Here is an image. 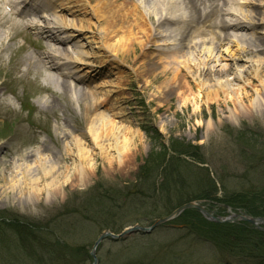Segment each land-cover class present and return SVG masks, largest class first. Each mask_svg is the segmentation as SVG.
I'll use <instances>...</instances> for the list:
<instances>
[{"label": "rangeland", "instance_id": "obj_1", "mask_svg": "<svg viewBox=\"0 0 264 264\" xmlns=\"http://www.w3.org/2000/svg\"><path fill=\"white\" fill-rule=\"evenodd\" d=\"M216 17V13L211 17L215 31H217ZM78 18L92 24L98 36H101L106 28L111 29L110 26L105 25L108 20L105 16L99 18V16L81 15ZM112 21L118 25V28L121 24L128 25L125 23L127 20L121 22L120 19L115 18ZM30 31L33 30L29 29L25 31V34L17 33L15 42H11L7 51L3 53L4 59L0 67V83H2L0 147L7 152L6 148L13 146L18 154H27L37 148L41 149L42 158L48 164L57 166L65 175L71 173V171L65 172V168L71 169L74 165L73 156L67 155L64 149L65 143L71 137L81 139L87 146V150H91L96 155L92 156L87 163V167H93V170L84 177L82 183L79 182L78 176L71 173L70 180H61L60 191L56 190L50 195L45 191L40 196H35L25 188L17 196V200L0 202V218L5 219L0 222L2 224L0 237L7 240L14 235L17 240L8 242L11 245L9 253L0 245V264H34L33 258L28 255L32 252V248L34 252L38 251L43 243L40 242L35 249L33 245L26 247L27 243L24 245L26 247L24 251L16 249L20 247L17 245L19 235L25 240L28 239V236L24 237V230L28 228H41V235L55 228V233L64 239L72 240L79 245L87 244L92 249L103 229L92 226V229L88 230L65 223L72 218L71 209L79 203V194H85L91 188L97 193L96 187L99 188V185L100 187L105 185L106 189L112 191L121 190L124 185L136 181L139 167L151 152L161 151V145L169 147V144L176 140L201 148L199 153L202 154L205 162L201 164L203 172L198 171L197 175L206 180L208 171H205L209 169L213 179L218 180V177L221 179L220 182L218 181V198L231 199L235 198L232 196L245 194L247 198L242 200H245L247 208L254 210L264 205V110L236 113L232 107L226 106L224 99H221V106L217 102L213 105L204 104L199 99L197 108L192 103L189 104L188 109H184L181 108V100L176 97L171 105H167L165 103L167 100L156 92V87L164 85V79L154 82L157 72L160 71L155 64L159 61L157 57L140 60V64L134 66L135 70H133L120 59L109 57L111 54L100 53L103 59H97L95 62H104L105 58H109L108 61H111V64L97 70L104 72L102 76L93 77L98 73H92L91 78L88 77L90 79L86 83L88 84L86 89L98 92L97 98L101 101L108 95H111L113 101L105 102L95 111L97 115L93 118L95 123L91 124V121L87 123L84 120L85 110L77 102V94L74 95L63 85L58 86L48 82L42 75L43 69L40 66L29 67L27 64L26 58L37 51L34 44L38 38ZM210 37L212 38L213 35ZM172 40H174L173 37ZM96 43L93 47H99L102 42L98 39ZM23 46L24 51L21 53L18 48ZM231 46L234 45L231 44ZM236 48L235 45L233 49ZM259 56L264 58V52ZM227 62L229 61L221 62V65L224 66ZM221 65L211 64L212 68L217 66L219 70ZM78 75L82 79L86 76V71H81ZM137 75L142 79V85L135 83L134 77ZM183 75L190 81L185 72ZM109 82H113L114 85H108ZM116 83H118L117 86ZM253 85L255 88L258 87L257 82ZM252 90V88L248 89L250 92H253ZM105 92L109 94L104 96ZM198 93L199 91L196 90L195 94L198 95ZM256 96H253L252 101ZM46 102L49 103L46 104ZM81 102L85 104L90 100L82 97ZM249 104L250 102H245L246 106ZM32 112H34L33 115ZM116 113L122 116L115 118ZM100 114L105 119L121 121L129 132H132L129 136L132 140L131 150L122 164H119L117 160L111 164L104 161L97 154L99 151L93 146L91 128L102 123L98 119ZM5 125L9 126L8 131L2 133V129H7ZM59 127L62 129L58 130ZM242 130L251 131L248 137L258 143L252 152L253 160L256 158L253 164L255 166L252 168H250L251 157L244 152L248 148L238 139ZM62 131L69 134L64 135ZM245 141L249 143L251 140ZM12 158L17 159L18 165L22 167L23 161L16 155L5 160L10 161ZM27 163L32 165V172L37 175L36 177H40L41 172L37 169V161L30 158ZM22 172L19 170L20 176L24 175ZM260 192L263 195H259ZM69 205L71 206L67 214L66 206ZM213 209L216 214L223 217L229 215V209H226L223 203L216 205ZM231 211L245 214L241 209ZM196 218L187 215L181 218L182 220L167 223L148 235L135 234L121 238L119 241L105 240L99 246L98 255L102 264H254V261L251 262L250 258L244 255H231V252L223 251L224 248L221 245L204 242L201 236L192 231L191 227L198 224ZM125 219L128 218L125 217ZM78 221H81V218L76 220ZM54 224H57L56 227ZM133 224L128 223L127 226ZM25 242L23 241V244ZM38 257L36 255L35 259ZM86 264H92L91 259Z\"/></svg>", "mask_w": 264, "mask_h": 264}, {"label": "bare ground", "instance_id": "obj_2", "mask_svg": "<svg viewBox=\"0 0 264 264\" xmlns=\"http://www.w3.org/2000/svg\"><path fill=\"white\" fill-rule=\"evenodd\" d=\"M2 2H5L3 7L10 5L12 12L23 15L22 18L42 11L49 12L48 16H42L43 23L25 21L26 27L34 29L39 39L38 51L27 57L26 62L29 66H40L48 82L63 85L74 95L77 94V102L85 110L84 120L87 123H95V111L105 102L113 101L107 92L104 96H108L101 101L97 98L98 92L86 89L91 74L96 72L98 74L93 77L102 76L104 72L97 70L111 64L109 58L100 61L101 64L95 62L103 59L100 53L111 54L109 57L120 59L133 70L140 60L157 57L159 61L155 64L160 71L154 82L164 79V85L156 87V92L167 100V105H171L176 97L181 100V108L184 109L192 103L197 108L199 99L204 104L217 102L220 106L221 99H224L226 106L232 107L236 113L264 110V58L259 56L264 52V0H0V5ZM25 2L31 7L21 13L19 10L25 8L21 6ZM215 13L218 31L214 30L211 19ZM81 15L105 16L108 19L105 25L111 29L106 28L98 36L92 24L78 18ZM2 18L4 16L0 14V67L2 54L22 27L18 20ZM115 18L121 22L127 20L125 23L128 25L121 24L118 28L112 21ZM98 39L101 45L93 47ZM231 44L237 48L233 49ZM225 60L229 62L222 66L221 62ZM211 64L222 67L219 70L217 66L212 68ZM81 71H86L82 79L78 75ZM134 79L136 84H143L139 75ZM254 82L258 83L257 88ZM108 85L114 84L109 82ZM249 88L253 92L248 91ZM254 95L257 96L252 101ZM82 97L90 102L83 104ZM245 102L250 104L246 106ZM121 116L114 114L115 118ZM98 119L102 123L91 128V140L99 151L97 154L109 164L114 160L122 164L131 150L129 136L132 132L116 119H105L102 114L98 115ZM64 149L74 159V165L71 169L66 167L65 172L71 171L82 183L93 170V167H87V163L96 153L87 150L81 139L75 137L65 143ZM6 151L0 147V202L17 200L25 188L31 195L40 196L45 191L50 195L61 190V180L72 178L71 173L70 176L65 175L57 166L48 164L42 158L41 149L18 154L12 146ZM13 155L23 161L22 167L17 159L5 160ZM30 158L37 161L40 177H36L32 165L27 163ZM19 170L24 175L20 176Z\"/></svg>", "mask_w": 264, "mask_h": 264}, {"label": "trees", "instance_id": "obj_3", "mask_svg": "<svg viewBox=\"0 0 264 264\" xmlns=\"http://www.w3.org/2000/svg\"><path fill=\"white\" fill-rule=\"evenodd\" d=\"M249 132L251 131L242 130L238 139L248 148L244 152L251 157L250 168H252L256 160V158L253 160L252 152L258 143L248 137ZM249 139L251 141L247 143L245 140ZM169 145L166 147L163 144L161 151L151 152L139 167L136 181L124 185L121 190L112 191L101 184V187L100 185L99 188L96 187L97 193L92 188L85 194L80 193L79 203L71 209L72 218L65 223L88 230L93 226L119 233L128 223H144L165 217L184 203L196 200H208L214 204L213 208L218 203H223L233 210L241 209L249 215L264 217V205L254 210L247 208L245 200H242L247 198L245 194L222 200L217 197L218 183L221 179L219 177L218 180L213 179L209 169L205 171H208L206 180L197 175L198 171L203 170L197 163L205 162L202 154L199 153L201 149L199 146L177 140ZM259 195L263 193L260 192ZM70 206H66L67 214ZM187 215L197 217L198 224L190 227L202 237L204 242L221 245L223 251L231 252V255H244L250 258L251 262L254 261V264H264V231L255 229L248 223H212L204 219L196 210H187L175 222ZM78 218H81V221L76 222ZM0 227H2L1 223ZM40 229L28 228L24 230V237L28 236V239L25 240L20 235V239L17 238L19 241L17 245L20 247L16 249L19 251H24V248L32 245L35 249L36 245L43 243L38 251L34 252L32 248V252L28 255L33 258L31 260L34 264H86L91 259L86 244L82 246L72 240L64 239L55 233V228L49 229L44 235H41ZM13 241H17L14 235L7 240L0 237V244L8 253L11 249L9 243ZM23 241L26 242L23 244ZM36 255L39 257L35 259Z\"/></svg>", "mask_w": 264, "mask_h": 264}, {"label": "water", "instance_id": "obj_4", "mask_svg": "<svg viewBox=\"0 0 264 264\" xmlns=\"http://www.w3.org/2000/svg\"><path fill=\"white\" fill-rule=\"evenodd\" d=\"M197 209L200 213H202L209 221H214L217 223H233V222H248L252 225H255L256 227H259L260 224H264V218H255V217H250L247 215H242V214H230L228 217H217L210 211H208L204 206H202L199 203H187L181 207H179L176 211H174L172 214L169 216L157 221L154 225L151 227H142V226H134L131 228L126 229L123 233L120 235L113 234L111 232H105L100 236L98 241L95 243L94 246V251L92 252V256L94 257V264H98V259L95 253L96 247L106 238H113V239H119L121 237L134 234V233H151L153 230H155L159 225L164 224L170 220H173L176 218L178 215H180L182 212H184L186 209Z\"/></svg>", "mask_w": 264, "mask_h": 264}]
</instances>
